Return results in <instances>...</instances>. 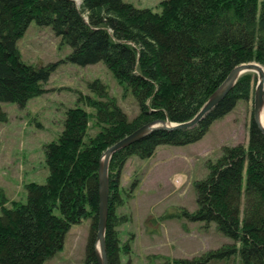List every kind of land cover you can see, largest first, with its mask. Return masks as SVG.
Returning a JSON list of instances; mask_svg holds the SVG:
<instances>
[{
	"label": "trees",
	"instance_id": "16d2710c",
	"mask_svg": "<svg viewBox=\"0 0 264 264\" xmlns=\"http://www.w3.org/2000/svg\"><path fill=\"white\" fill-rule=\"evenodd\" d=\"M80 1L78 9L73 0H0V104L23 107L44 93L54 71V64L37 67L20 57L17 42L34 22L70 49L65 62L103 63L133 97L138 113L128 119L106 85L88 83L92 95H80L66 110L61 134L44 148L45 182L27 185L26 202L9 208L0 188V264H44L61 251L70 228L85 220L90 227L82 264H98L102 154L150 122L191 120L235 67L257 63L264 69V0H164L158 13L122 0ZM254 86L252 73H246L194 128L157 130L112 155L108 264H126L119 227L127 218L118 217L117 210L122 205L119 178L128 159H148L159 146L198 142L238 103L251 102ZM206 167V176L194 185L196 209L182 215L213 225L230 242L190 260L148 256V263L264 264V139L252 117L247 145L222 147L217 161Z\"/></svg>",
	"mask_w": 264,
	"mask_h": 264
},
{
	"label": "rangeland",
	"instance_id": "374dc122",
	"mask_svg": "<svg viewBox=\"0 0 264 264\" xmlns=\"http://www.w3.org/2000/svg\"><path fill=\"white\" fill-rule=\"evenodd\" d=\"M73 1L79 9L81 1ZM122 1L158 13L164 0ZM17 49L26 64L55 67L43 85L42 95L23 107L0 104L6 114V122L0 123V188L8 200L7 208L26 202L27 185L45 182L49 172L44 148L61 134L66 110L77 104L80 95H92L88 83L97 80L106 85L128 119L138 113L133 97L103 63L80 67L65 62L70 49L61 46L49 28H39L32 22L17 42ZM252 76L256 86L257 76ZM251 117L252 101L240 102L215 121L198 142L159 146L148 159H128L119 178L122 205L117 210L118 217L127 218L119 227L120 245L127 248L123 263L149 264L148 256L190 260L230 242L213 225L192 222L182 214L195 211L194 185L206 176V164L217 161L222 147L247 145ZM172 215L180 217L170 218ZM89 227V220L73 225L61 251L44 264H82Z\"/></svg>",
	"mask_w": 264,
	"mask_h": 264
},
{
	"label": "water",
	"instance_id": "95a60500",
	"mask_svg": "<svg viewBox=\"0 0 264 264\" xmlns=\"http://www.w3.org/2000/svg\"><path fill=\"white\" fill-rule=\"evenodd\" d=\"M246 73H254L257 76L252 100V120L264 139V129L260 124V113L262 110L264 111V69L258 64L248 63L235 67L191 120L180 124L169 121L150 122L124 137L102 154L98 167V217L96 231V243L98 247L95 248L98 264H108L105 251V230L108 213V165L112 155L157 130L177 131L194 128L226 97L237 80Z\"/></svg>",
	"mask_w": 264,
	"mask_h": 264
},
{
	"label": "bare ground",
	"instance_id": "6f19581e",
	"mask_svg": "<svg viewBox=\"0 0 264 264\" xmlns=\"http://www.w3.org/2000/svg\"><path fill=\"white\" fill-rule=\"evenodd\" d=\"M260 124L262 128L264 129V111L263 110L260 113Z\"/></svg>",
	"mask_w": 264,
	"mask_h": 264
}]
</instances>
